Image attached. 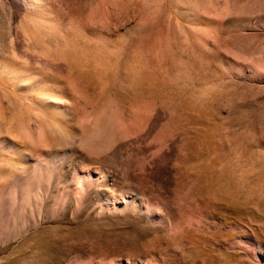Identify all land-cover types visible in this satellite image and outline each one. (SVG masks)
<instances>
[{"label": "rangeland", "instance_id": "374dc122", "mask_svg": "<svg viewBox=\"0 0 264 264\" xmlns=\"http://www.w3.org/2000/svg\"><path fill=\"white\" fill-rule=\"evenodd\" d=\"M0 121V264H264V0H0Z\"/></svg>", "mask_w": 264, "mask_h": 264}, {"label": "crops", "instance_id": "0c3cea01", "mask_svg": "<svg viewBox=\"0 0 264 264\" xmlns=\"http://www.w3.org/2000/svg\"><path fill=\"white\" fill-rule=\"evenodd\" d=\"M8 131L2 128L0 121V202L8 199L9 192L19 193L18 175L23 173L22 157L26 153L22 146L7 145ZM20 193H24V184H20Z\"/></svg>", "mask_w": 264, "mask_h": 264}]
</instances>
